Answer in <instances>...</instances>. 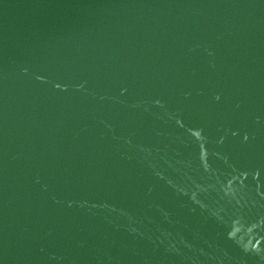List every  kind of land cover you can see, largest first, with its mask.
I'll return each mask as SVG.
<instances>
[{"label": "water", "instance_id": "obj_1", "mask_svg": "<svg viewBox=\"0 0 264 264\" xmlns=\"http://www.w3.org/2000/svg\"><path fill=\"white\" fill-rule=\"evenodd\" d=\"M0 264H264V0H0Z\"/></svg>", "mask_w": 264, "mask_h": 264}]
</instances>
